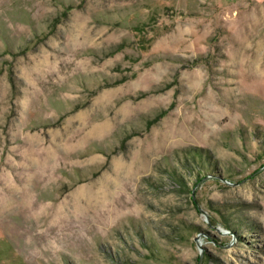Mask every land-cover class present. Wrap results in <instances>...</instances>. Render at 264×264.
<instances>
[{
	"label": "rangeland",
	"instance_id": "rangeland-1",
	"mask_svg": "<svg viewBox=\"0 0 264 264\" xmlns=\"http://www.w3.org/2000/svg\"><path fill=\"white\" fill-rule=\"evenodd\" d=\"M0 264H264V0H0Z\"/></svg>",
	"mask_w": 264,
	"mask_h": 264
}]
</instances>
